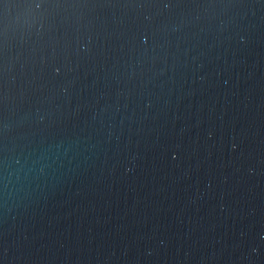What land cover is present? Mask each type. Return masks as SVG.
Listing matches in <instances>:
<instances>
[{
	"label": "water",
	"instance_id": "95a60500",
	"mask_svg": "<svg viewBox=\"0 0 264 264\" xmlns=\"http://www.w3.org/2000/svg\"><path fill=\"white\" fill-rule=\"evenodd\" d=\"M5 2L0 264H264V0Z\"/></svg>",
	"mask_w": 264,
	"mask_h": 264
},
{
	"label": "snow or ice",
	"instance_id": "6c2138e0",
	"mask_svg": "<svg viewBox=\"0 0 264 264\" xmlns=\"http://www.w3.org/2000/svg\"><path fill=\"white\" fill-rule=\"evenodd\" d=\"M127 2H128V3H135L136 0H127ZM9 6H10L9 3L5 2V0H0V7L7 8V7H9ZM42 6H43V0H40L39 3H36V4H35V7H37V8L42 7ZM70 6L78 7V6H86V4L83 3V2H73ZM166 6H171V3L167 4ZM142 38H143V41H144L145 43H147V41H148V36H147V35H144ZM55 71H56L57 73H59V72H60V68L57 67V68L55 69Z\"/></svg>",
	"mask_w": 264,
	"mask_h": 264
}]
</instances>
